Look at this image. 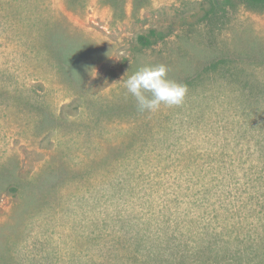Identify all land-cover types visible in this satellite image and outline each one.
<instances>
[{
    "label": "rangeland",
    "instance_id": "rangeland-1",
    "mask_svg": "<svg viewBox=\"0 0 264 264\" xmlns=\"http://www.w3.org/2000/svg\"><path fill=\"white\" fill-rule=\"evenodd\" d=\"M213 2L0 0V264H264V8Z\"/></svg>",
    "mask_w": 264,
    "mask_h": 264
},
{
    "label": "clouds",
    "instance_id": "clouds-1",
    "mask_svg": "<svg viewBox=\"0 0 264 264\" xmlns=\"http://www.w3.org/2000/svg\"><path fill=\"white\" fill-rule=\"evenodd\" d=\"M167 73L164 64L144 65L123 82L139 111L154 113L162 105L173 107L184 102L187 85L169 79Z\"/></svg>",
    "mask_w": 264,
    "mask_h": 264
},
{
    "label": "trees",
    "instance_id": "trees-1",
    "mask_svg": "<svg viewBox=\"0 0 264 264\" xmlns=\"http://www.w3.org/2000/svg\"><path fill=\"white\" fill-rule=\"evenodd\" d=\"M234 1L235 0H214L211 4L208 15L225 13L228 5L234 7ZM239 3H243L245 6L251 8H264V0H239ZM168 35V32L152 28L147 33L138 36V48H150L157 42L164 40Z\"/></svg>",
    "mask_w": 264,
    "mask_h": 264
}]
</instances>
